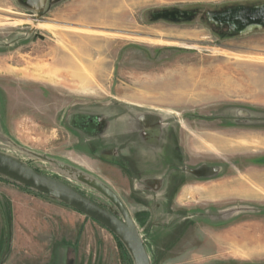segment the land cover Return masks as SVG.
<instances>
[{
  "label": "rangeland",
  "instance_id": "374dc122",
  "mask_svg": "<svg viewBox=\"0 0 264 264\" xmlns=\"http://www.w3.org/2000/svg\"><path fill=\"white\" fill-rule=\"evenodd\" d=\"M260 5L0 0V150L112 188L151 264H264V26L211 19ZM67 207L0 178V264H132Z\"/></svg>",
  "mask_w": 264,
  "mask_h": 264
},
{
  "label": "water",
  "instance_id": "95a60500",
  "mask_svg": "<svg viewBox=\"0 0 264 264\" xmlns=\"http://www.w3.org/2000/svg\"><path fill=\"white\" fill-rule=\"evenodd\" d=\"M226 14L236 15L244 19V24L247 27L242 28V30L236 29L237 31L247 30L256 26H264V5L252 8L238 7L230 9L222 13L212 14L211 19L215 20L221 15L225 17ZM224 17L220 19L221 24L230 26ZM41 158L46 159L45 156H41ZM0 176L14 181L18 185L45 194L97 221L123 244L133 264H151L144 241L129 211L117 193L106 184L81 175L79 176V179L84 184L109 200L116 208L117 213L91 199L71 185L46 175L21 159L1 150Z\"/></svg>",
  "mask_w": 264,
  "mask_h": 264
},
{
  "label": "bare ground",
  "instance_id": "6f19581e",
  "mask_svg": "<svg viewBox=\"0 0 264 264\" xmlns=\"http://www.w3.org/2000/svg\"><path fill=\"white\" fill-rule=\"evenodd\" d=\"M223 17L224 16L221 15L220 17L216 18L214 21L216 23H220L221 24L220 19H222ZM224 19H226V21L229 22L231 28L242 30V28H244V27L246 28L247 27V25L244 24V19H241V17H239V16L232 15V14H226ZM190 87L191 86L189 85V88Z\"/></svg>",
  "mask_w": 264,
  "mask_h": 264
},
{
  "label": "trees",
  "instance_id": "16d2710c",
  "mask_svg": "<svg viewBox=\"0 0 264 264\" xmlns=\"http://www.w3.org/2000/svg\"><path fill=\"white\" fill-rule=\"evenodd\" d=\"M0 178H4V177H2V176H0ZM9 180V179H8ZM11 181V180H10ZM12 182H14V181H12ZM14 183H16V182H14ZM25 188H27V187H25ZM27 189H29V188H27ZM116 239H117V237L116 236H114ZM118 240V239H117ZM118 242L123 246V244L118 240ZM123 248H124V250L127 252V254H128V256H129V258H130V255H129V253H128V251L125 249V247L123 246ZM131 259V258H130ZM131 262H132V259H131ZM132 264H133V262H132Z\"/></svg>",
  "mask_w": 264,
  "mask_h": 264
},
{
  "label": "crops",
  "instance_id": "0c3cea01",
  "mask_svg": "<svg viewBox=\"0 0 264 264\" xmlns=\"http://www.w3.org/2000/svg\"><path fill=\"white\" fill-rule=\"evenodd\" d=\"M58 202V201H57ZM60 203V202H59ZM60 204H63V203H60ZM64 205V204H63ZM65 206V205H64ZM67 206V205H66ZM67 208H70L71 210H74V209H72L71 207H67ZM76 211V210H75ZM76 212H78V211H76ZM63 258H65V255H64V257Z\"/></svg>",
  "mask_w": 264,
  "mask_h": 264
}]
</instances>
